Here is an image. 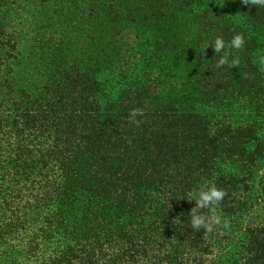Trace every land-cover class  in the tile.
I'll return each instance as SVG.
<instances>
[{"label": "trees", "instance_id": "16d2710c", "mask_svg": "<svg viewBox=\"0 0 264 264\" xmlns=\"http://www.w3.org/2000/svg\"><path fill=\"white\" fill-rule=\"evenodd\" d=\"M262 61L241 0H0V264H264Z\"/></svg>", "mask_w": 264, "mask_h": 264}, {"label": "clouds", "instance_id": "9594fccd", "mask_svg": "<svg viewBox=\"0 0 264 264\" xmlns=\"http://www.w3.org/2000/svg\"><path fill=\"white\" fill-rule=\"evenodd\" d=\"M241 3L243 5H252V6H258V7H264V0H241ZM245 45V38L242 34H236L231 39L230 43L226 45V42L222 37H217L215 39L214 44H212V47L217 54H220L223 52V55L220 56L217 67H223L224 65H229L230 67H238L240 64L239 58H235L231 61L229 64V55L230 53L228 51H225V48H234V49H242ZM209 45L205 46L204 51L208 48ZM264 62V61H262ZM140 115H144L143 109L134 108L131 110L129 114V123L130 124H136L139 126L140 121L136 119V117ZM227 195V193L217 188L215 185L209 187L207 190H201L198 193V196L195 199L189 198V201H196V206L193 207L189 213L190 219H189V226L194 231H199L203 229L205 232H212L215 227L221 225V219L216 214L217 208L224 200V197ZM207 209L208 214H204L202 210ZM224 228L229 227V223L225 221L223 223Z\"/></svg>", "mask_w": 264, "mask_h": 264}]
</instances>
